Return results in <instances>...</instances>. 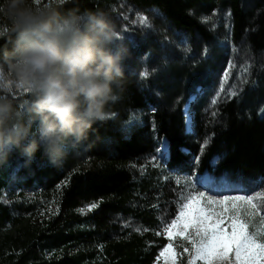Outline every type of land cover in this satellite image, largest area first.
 Masks as SVG:
<instances>
[{"label": "trees", "instance_id": "1", "mask_svg": "<svg viewBox=\"0 0 264 264\" xmlns=\"http://www.w3.org/2000/svg\"><path fill=\"white\" fill-rule=\"evenodd\" d=\"M118 4L130 49L123 98L111 120L93 126L86 150L60 166L40 153L29 163L17 154L0 163V264H155L168 244L155 234L159 217L150 206L162 185L141 165L163 141L168 173L207 172L250 192L264 186V0H69L64 7L111 15ZM213 13L228 19L214 27L203 19ZM187 260L184 253L178 264Z\"/></svg>", "mask_w": 264, "mask_h": 264}, {"label": "clouds", "instance_id": "2", "mask_svg": "<svg viewBox=\"0 0 264 264\" xmlns=\"http://www.w3.org/2000/svg\"><path fill=\"white\" fill-rule=\"evenodd\" d=\"M0 0V163L80 155L126 90L128 41L102 9Z\"/></svg>", "mask_w": 264, "mask_h": 264}, {"label": "snow or ice", "instance_id": "3", "mask_svg": "<svg viewBox=\"0 0 264 264\" xmlns=\"http://www.w3.org/2000/svg\"><path fill=\"white\" fill-rule=\"evenodd\" d=\"M230 15V13H229ZM138 22L147 27L149 20L143 15L137 17ZM206 22L208 18H203ZM232 65L230 64V67ZM244 66L241 72H247ZM147 78V69L141 72ZM229 73L224 74V81ZM223 92V84L220 87ZM235 95V92L230 93ZM213 104L216 99H213ZM186 123L191 120L185 112ZM206 139L201 146V153L207 146ZM165 151L167 145H163ZM159 151V149H158ZM197 162L199 157L196 158ZM177 183H180L178 180ZM201 186L211 183V178H201ZM216 196H220L219 199ZM98 206L93 203L81 209L91 211ZM264 191L255 195H223L217 192L207 195L205 192L190 190L181 193L174 218L163 221L156 235H163L168 244L162 246L155 264H178L179 258L186 253L187 264H264ZM141 231L140 228L135 229ZM147 231V229H143ZM180 239L183 253L176 251L173 241Z\"/></svg>", "mask_w": 264, "mask_h": 264}, {"label": "rangeland", "instance_id": "4", "mask_svg": "<svg viewBox=\"0 0 264 264\" xmlns=\"http://www.w3.org/2000/svg\"><path fill=\"white\" fill-rule=\"evenodd\" d=\"M123 8H124V4H118L116 7L113 8V13L110 15L113 21L117 24V27H119L121 23L126 22L127 16L121 14ZM227 19H228L227 15L219 16L218 14L213 13L208 17L207 21L212 26L216 27L221 23L226 22ZM232 68H234V64H232L231 67L229 66L226 72L229 73L230 69ZM224 83L225 81L223 77V84ZM188 115L190 116V120H192L190 113ZM186 129L189 132H191L192 125L186 127ZM162 143L164 144V142ZM166 156L167 155H165V153L162 150H160L159 147L156 149L154 156H152L149 160H147V162H144L141 165V169H144L149 166L154 171L155 177L158 179V181H160V185H162V187L159 188L158 191H154L153 200L150 202V206L153 207L158 212L159 230H161L160 226L162 225L163 221H167L169 219L174 218V213H176L177 211L178 199L181 193H186L190 190H193V187L196 192H205L207 195H213L217 192H220L223 195H245V194L255 195L258 192L264 191V186L262 184L258 185L251 192L244 191L238 185L235 184L233 185L225 181H219V182L215 181V179L211 177L207 172H204L202 174L195 173L194 175L189 177L168 173L165 171L164 164L162 162L163 157ZM205 176L211 178V183H208L205 186H201L200 183L201 178ZM178 180L180 181V183H177ZM216 198L219 199L220 196H216ZM119 222L123 225H128L130 227H133L134 229L139 228V225L132 220H127L122 218L119 220ZM173 244L174 246H176V251L179 252L177 246L181 244H186V242L180 239H175L173 241ZM160 262L161 264H163V259H161Z\"/></svg>", "mask_w": 264, "mask_h": 264}, {"label": "water", "instance_id": "5", "mask_svg": "<svg viewBox=\"0 0 264 264\" xmlns=\"http://www.w3.org/2000/svg\"><path fill=\"white\" fill-rule=\"evenodd\" d=\"M193 99V97L191 98V100ZM186 110H188L187 111V113L189 114L190 113V109H189V107H186V109H185V112H186ZM190 115H191V117H192V114L190 113Z\"/></svg>", "mask_w": 264, "mask_h": 264}, {"label": "bare ground", "instance_id": "6", "mask_svg": "<svg viewBox=\"0 0 264 264\" xmlns=\"http://www.w3.org/2000/svg\"><path fill=\"white\" fill-rule=\"evenodd\" d=\"M186 111H188V110H186ZM186 125H187V126H190L188 123H186Z\"/></svg>", "mask_w": 264, "mask_h": 264}]
</instances>
